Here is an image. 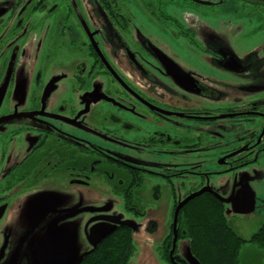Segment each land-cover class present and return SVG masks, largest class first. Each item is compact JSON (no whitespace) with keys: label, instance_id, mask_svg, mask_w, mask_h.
Returning a JSON list of instances; mask_svg holds the SVG:
<instances>
[{"label":"flooded vegetation","instance_id":"flooded-vegetation-1","mask_svg":"<svg viewBox=\"0 0 264 264\" xmlns=\"http://www.w3.org/2000/svg\"><path fill=\"white\" fill-rule=\"evenodd\" d=\"M174 1L156 0L151 15L189 39L192 60L153 43L118 0H0V221L46 190L120 199L139 217L164 196L172 219L159 250L186 264L178 215L214 196L174 221L178 204L264 158V42L239 58L210 32L197 41L160 9ZM239 1L264 19V3Z\"/></svg>","mask_w":264,"mask_h":264},{"label":"rangeland","instance_id":"rangeland-1","mask_svg":"<svg viewBox=\"0 0 264 264\" xmlns=\"http://www.w3.org/2000/svg\"><path fill=\"white\" fill-rule=\"evenodd\" d=\"M118 1L153 43L164 50L172 46L180 53V61L198 57L188 51L189 39L171 20L153 19L151 14L158 11L156 0ZM159 6L167 17L197 31V41L202 42L201 31L210 32L225 41L239 58L264 42V19L239 0L211 7L194 6L182 0ZM201 67L203 70L204 64ZM212 190L224 200L227 224L241 239L249 240L264 226V158L221 177ZM70 198L46 190L25 196L8 208L0 221V244H3L0 246L2 251L5 248L0 264H19L23 258H27L26 264H76L112 232L115 224L100 223L97 218L101 217L114 218L130 228L134 253L127 264H171L163 260L159 250L172 219L170 201L164 196L142 217L129 213L120 199L88 202L81 198L76 202ZM176 247L186 264H198L187 239H180ZM238 258L239 264H264V252L248 242L240 249Z\"/></svg>","mask_w":264,"mask_h":264},{"label":"trees","instance_id":"trees-1","mask_svg":"<svg viewBox=\"0 0 264 264\" xmlns=\"http://www.w3.org/2000/svg\"><path fill=\"white\" fill-rule=\"evenodd\" d=\"M178 217L179 230L182 237L188 239L198 264H239V251L245 242L264 252V227L249 240L241 239L227 225L224 204L211 195H202L189 202ZM133 251L131 230L126 226L117 227L77 264H127Z\"/></svg>","mask_w":264,"mask_h":264},{"label":"water","instance_id":"water-1","mask_svg":"<svg viewBox=\"0 0 264 264\" xmlns=\"http://www.w3.org/2000/svg\"><path fill=\"white\" fill-rule=\"evenodd\" d=\"M251 1H254V0H251ZM257 1H263L264 2V0H257ZM204 192H208V193H211L217 200H219V201H221L222 203H224V200L221 198V197H219L216 193H214V192H212L211 190H205V189H203V190H201V191H198V193H196V194H194V195H192V196H190V197H188L184 202H182L181 204H178V207H177V209H176V211H175V213H174V221H176V219H177V214H178V212H179V210L183 207V205H185L189 200H191V199H194V198H197L198 196H200V195H202ZM105 220H107L109 223H111V224H115V226H114V228L112 229V232H113V230H115L117 227H123V226H126L127 228H129L125 223H123V224H119L118 223V220H116V219H114V218H112V219H105ZM130 229V228H129ZM111 232V233H112ZM110 233V234H111ZM109 235V234H108ZM106 237V236H105ZM175 238V237H174ZM101 241V240H100ZM98 243H99V241H98ZM97 243V244H98ZM96 244V245H97ZM95 245V246H96ZM94 246V247H95ZM93 247V248H94ZM92 248V249H93ZM91 249V250H92ZM89 252H91V251H89ZM89 252H87V253H89ZM87 253H84V255H82L81 256V258L83 257V256H85ZM81 258L76 262V264L81 260ZM24 264H25V262H24Z\"/></svg>","mask_w":264,"mask_h":264}]
</instances>
